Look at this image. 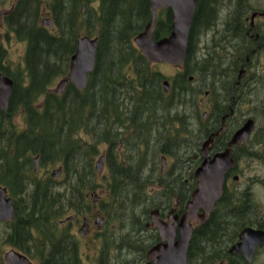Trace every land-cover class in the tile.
<instances>
[{
  "label": "trees",
  "instance_id": "16d2710c",
  "mask_svg": "<svg viewBox=\"0 0 264 264\" xmlns=\"http://www.w3.org/2000/svg\"><path fill=\"white\" fill-rule=\"evenodd\" d=\"M221 1H198L186 57V65L192 68L173 77L167 94L163 91L167 78L148 65L133 43L150 18L149 0H49L46 7L53 16L54 32L41 28L37 22L42 3L25 0L16 5L11 16L17 20L18 33L26 41L25 64L22 71L10 75L14 87L8 110L1 113L7 121L0 123V171L7 162L14 202L17 204L24 192V203L31 206L25 210L29 214L25 233L15 245L24 250L28 244H34L38 250L34 256L37 264H76L64 244H55L52 229L55 219L67 214L70 205L82 203L89 193L101 188L93 160L101 142L113 139L109 134L114 133L116 124L128 131L138 115L145 119L152 115L154 124L163 119L168 125L170 141L183 140L187 146L191 138H205L218 123L215 114L203 120L201 111H196L197 95L208 88L216 92L224 85L236 96L242 92V83L237 86L236 82L243 64V5L234 2L230 9V3ZM257 6L250 3V11ZM219 7L225 10L219 11ZM218 15L222 16L221 29L208 35L199 49ZM170 31L171 12L160 10L154 37L164 38ZM80 35L98 38L94 70L88 75L85 89L77 90L69 82L64 92L57 95L51 88L66 77ZM188 76L195 77L197 88L193 89ZM256 99L257 108L264 111V95L260 91ZM241 113L237 111L238 116ZM18 116L22 118L20 125L15 122ZM191 127L193 134L181 137ZM191 154V146H187L186 158ZM34 157H38V172H34ZM56 167L62 168L59 179L50 176ZM105 181V204L115 205L114 212L123 210L119 198H128L130 181L123 186L120 179ZM228 203L224 193L210 219L225 222L255 218L253 205L248 216L243 217L241 206L229 210ZM31 228L37 229L36 235L30 236ZM213 239L208 234L197 242L192 236L188 254L212 245ZM26 253L30 255L29 250ZM189 258L191 264L194 257ZM0 264H4L1 257Z\"/></svg>",
  "mask_w": 264,
  "mask_h": 264
},
{
  "label": "flooded vegetation",
  "instance_id": "af4514ba",
  "mask_svg": "<svg viewBox=\"0 0 264 264\" xmlns=\"http://www.w3.org/2000/svg\"><path fill=\"white\" fill-rule=\"evenodd\" d=\"M23 1L25 0H0V76L11 79L13 87L14 81L10 75L24 69L26 41L18 33L17 20L11 14L16 5ZM36 1L44 5L38 21L52 20V13L46 7L49 0ZM261 1L264 2L221 1L230 3V9L234 2L243 5V89L236 96L224 85L219 91L213 92L208 88L197 95L196 111L206 112L205 119L208 115L215 114L218 123L202 140L192 141L191 138L187 146L188 149L191 146L192 154L188 159L185 142L170 141L168 125L163 119L154 124L152 115L145 119L144 115L137 114L138 117L133 120L128 131L124 126L116 124L114 133L109 134L113 139L101 142L98 157L103 159V163L101 173L94 172L97 179H120L121 186L130 181V193L128 198H119L123 210L114 212L115 205H106L103 197L91 199L93 194L89 193L82 203L70 205L67 214L55 219L51 238L55 244L60 242L65 245V251L76 260V264H168L164 251L175 247L185 236L187 223L192 228L189 244L192 236L197 242L208 234L214 237L212 245H206L190 255L187 251V264L191 259L189 257H194L191 264H264L258 259L259 252L264 251V245L257 247L250 258L244 253L230 252L240 242L239 235L244 229L264 231V111H259L256 99L259 91L264 95V7L258 5L256 10L249 9L250 3L259 4ZM221 9L223 7H219V11ZM255 13L258 15L253 16ZM221 18L220 15L216 17L213 32L210 31L203 37L205 42L208 35L210 37L221 29ZM190 68L192 67L185 63L177 67L175 75L186 74ZM188 81L193 89L194 84L198 87L193 76H188ZM236 85L239 86L237 82ZM237 111H242V115L238 116ZM1 113L6 112L0 108V123L4 124L7 120L1 118ZM248 120H253L252 129L243 144L230 147L233 166L224 175L223 193L215 202L213 210L203 219V210L200 208L196 218L186 222L187 203L197 188L196 168L205 158L211 160L214 155L228 149L233 134ZM193 129L191 127L181 137L186 138L187 133L192 135ZM210 137L213 141L208 146L206 157H203L202 146ZM251 161L259 162L260 169L258 173L251 171L244 175L243 170L251 168ZM3 169L0 171V189L4 191V196L0 194V215L8 217L9 209L4 200H11L14 218L0 219V244L5 251L0 257L3 260L6 252L15 251L37 264L34 256L38 250L34 244H28L24 250L15 245L25 233L26 216L29 215L25 210L31 206L24 203V192L19 195V202H14L10 192L7 162ZM255 192L259 193L258 204L254 199ZM224 193L229 201L227 209L235 210L241 206L243 217H247L249 207L253 205L255 218L225 222L210 219ZM17 218L19 219L16 220ZM232 224L234 225L231 226ZM43 231L46 233L47 228ZM36 233V228L30 229V236ZM25 250H29L30 255ZM56 251L60 252L61 248H56ZM3 263L5 264L4 260Z\"/></svg>",
  "mask_w": 264,
  "mask_h": 264
},
{
  "label": "water",
  "instance_id": "95a60500",
  "mask_svg": "<svg viewBox=\"0 0 264 264\" xmlns=\"http://www.w3.org/2000/svg\"><path fill=\"white\" fill-rule=\"evenodd\" d=\"M198 0H149L150 18L144 29L138 33L133 42L135 46L143 54L149 65L157 63H166L171 65H184L187 53L188 36L191 25L194 20ZM169 9L171 11V31L168 36L160 39L154 37V26L158 10ZM258 14H253L257 16ZM51 27V22L44 21L42 24ZM98 46V38L89 36H80L76 43V50L70 59L68 78H65L57 84L55 92L62 94L66 88L68 81L77 90H83L87 84L88 75L94 70L96 62V52ZM242 72L239 75V79ZM13 83L10 79H4L0 76V108L7 111L8 100L12 92ZM164 92L169 91V83H163ZM205 117V114L203 115ZM224 124V119L222 121ZM253 121H246L232 136L228 143V149L224 152L214 155L209 160L205 158L201 165L196 168L195 176L197 180V188L192 193V199L187 203V212L185 220L196 218L198 209H202V218L208 217L212 211L215 202L222 194V184L225 173L233 166V160L230 156V147L236 144H243L252 129ZM210 137L202 146L201 154L206 157L208 146L212 142ZM103 159L96 161L95 169L101 171ZM35 171L38 169V159H34ZM61 169L52 173L53 178L59 177ZM1 196L4 191L0 189ZM6 207L8 206L9 215L2 216L0 219L9 218L13 220L14 212L11 200H4ZM191 226L187 223L185 236L180 239L179 243L173 248L164 251L165 261L168 264H187L186 252L191 237ZM240 242L236 243L231 249V253H244L246 257H251L255 249L264 245V231L244 229L240 235ZM4 260L6 264H32V262L24 255L9 251L5 254Z\"/></svg>",
  "mask_w": 264,
  "mask_h": 264
},
{
  "label": "rangeland",
  "instance_id": "374dc122",
  "mask_svg": "<svg viewBox=\"0 0 264 264\" xmlns=\"http://www.w3.org/2000/svg\"><path fill=\"white\" fill-rule=\"evenodd\" d=\"M258 3L259 4H257V5H259L260 7H264V2L261 1V2H258ZM42 6H44V5H42ZM223 10H225V9L223 8ZM40 13H42V11ZM203 42H205V41L202 39V43L199 45V49H201L203 47V45H204ZM200 52H201V50L199 51V53ZM150 67H152L153 70H158L165 77H172L176 73V70H177L176 67L167 65L166 63H160V64H157L155 66L153 65V66H150ZM57 83H58V81H56L53 84V86L51 88L52 91H55L56 90ZM194 87L196 88V84H194ZM217 91H219V89ZM15 122L18 125H20L22 123V118L20 116H18L15 119ZM98 155H99V153H98ZM98 155H96L95 158H94V160H93V164L94 165H95V162L98 160ZM250 165H251V168L250 169L249 168H246V169L243 170L244 175H247V172H251V171H253L254 173H258V171L260 169L259 168V162H257V161H251L250 162ZM100 173H101V171H100ZM97 183L100 186L102 185V187L101 188L100 187H97L96 190H95V192H94V194L95 195H98V196H102L103 195V192H104L103 189L105 188V185H106V181L104 179H102V178H99L98 181H97ZM254 196H255V198H254L255 199V202L258 204V201H259V193L258 192H255L254 193ZM91 199H93V197ZM263 211H264V208H263ZM5 250H6V248H5ZM0 252H1L0 253L1 256L5 252L4 249L2 248V244H0ZM258 259L260 260V262H264V251L259 252Z\"/></svg>",
  "mask_w": 264,
  "mask_h": 264
},
{
  "label": "bare ground",
  "instance_id": "6f19581e",
  "mask_svg": "<svg viewBox=\"0 0 264 264\" xmlns=\"http://www.w3.org/2000/svg\"><path fill=\"white\" fill-rule=\"evenodd\" d=\"M8 147V146H7ZM3 151V150H2ZM4 152V151H3ZM3 152H1V153H3ZM19 162V161H18ZM21 162H23V161H21ZM17 164H19V163H17ZM24 165V164H23ZM23 170V169H22ZM19 193V192H18Z\"/></svg>",
  "mask_w": 264,
  "mask_h": 264
}]
</instances>
